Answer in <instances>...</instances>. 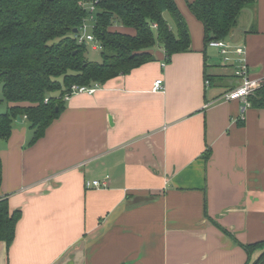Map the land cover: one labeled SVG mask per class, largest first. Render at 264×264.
<instances>
[{
    "label": "crops",
    "instance_id": "1",
    "mask_svg": "<svg viewBox=\"0 0 264 264\" xmlns=\"http://www.w3.org/2000/svg\"><path fill=\"white\" fill-rule=\"evenodd\" d=\"M176 1L188 50L167 61L155 45L153 60L73 95L32 144L25 118L0 137V195L22 214L0 264H245L261 254L240 243L264 240V106L252 105L256 91L249 104L224 95L240 84V45L264 86V0L231 30L227 54Z\"/></svg>",
    "mask_w": 264,
    "mask_h": 264
},
{
    "label": "trees",
    "instance_id": "2",
    "mask_svg": "<svg viewBox=\"0 0 264 264\" xmlns=\"http://www.w3.org/2000/svg\"><path fill=\"white\" fill-rule=\"evenodd\" d=\"M96 1L93 33L102 45V62L89 60L88 44L76 38L88 16L83 0H0V82L8 105L0 113V137L9 138L13 123L21 115L29 122V144L34 143L64 110V95L72 85L104 83L153 60L157 40L165 47L167 61L173 53L190 48V28L176 0ZM186 2L203 23L208 44L213 39H227L242 14L254 8L257 0ZM166 11L173 17L177 33L165 18ZM115 26L133 29L134 33L112 29ZM207 78L211 82L217 77ZM250 99L252 105L263 107L264 86ZM21 215L20 210H11L7 196L0 195V244L13 242ZM240 244L248 252L261 249L264 258V240Z\"/></svg>",
    "mask_w": 264,
    "mask_h": 264
},
{
    "label": "built area",
    "instance_id": "3",
    "mask_svg": "<svg viewBox=\"0 0 264 264\" xmlns=\"http://www.w3.org/2000/svg\"><path fill=\"white\" fill-rule=\"evenodd\" d=\"M96 0H83V6L88 11V16L84 20L82 26L79 28V34L76 35V38L80 43L86 42L89 45L90 42H94L93 49H102L101 43L96 40V37L93 33V27L95 24V15L97 11ZM88 23L92 24V32L88 30ZM157 25L154 24V27ZM208 45L212 47H217L222 50L223 54H227V48L229 47L225 39H213L209 41ZM236 53L241 57L237 59V64L234 66V76L240 80V84L228 91L224 96L227 100H244L248 103V97H250L262 84L261 79L251 76L249 66L246 62L245 57H243L244 47L236 46ZM226 60H229V57H226ZM209 83V81H208ZM100 83H95L93 85H72L70 92L64 95V99L67 101L73 95L78 93H89L93 94L100 88ZM165 89L164 82L162 79H158L155 82L154 90L161 91ZM87 187H105L108 185L106 180L99 181H87Z\"/></svg>",
    "mask_w": 264,
    "mask_h": 264
},
{
    "label": "rangeland",
    "instance_id": "4",
    "mask_svg": "<svg viewBox=\"0 0 264 264\" xmlns=\"http://www.w3.org/2000/svg\"><path fill=\"white\" fill-rule=\"evenodd\" d=\"M164 14H165V17L167 18V20H170V22H173V17L171 16L170 12L166 11ZM173 26H174V23H173ZM88 30L90 32H92V24L91 23H88ZM227 40L230 41V38H228ZM93 45H94V42H90L89 45H87V52H86L87 58L91 61L102 62L103 58H102L101 49L100 48L93 49ZM156 45H158V46L161 45V47H162V43L159 42L158 40H157ZM211 51L216 52L217 50L215 48L211 47ZM224 58H225V56L224 55L221 56L219 53L217 58H216V61L222 62V61H224ZM0 100H2V101H0V113H2V112H5L7 110L8 105H7L6 100H4V93H3L1 82H0ZM27 124H29L28 121H27ZM29 128H30V126H29ZM30 137H31V134H30ZM1 140L2 139L0 138V142H1ZM261 256L262 255L260 254L256 258L251 259L249 264H255L256 262H257L256 264H264V258L262 259ZM260 258L262 260H260Z\"/></svg>",
    "mask_w": 264,
    "mask_h": 264
},
{
    "label": "water",
    "instance_id": "5",
    "mask_svg": "<svg viewBox=\"0 0 264 264\" xmlns=\"http://www.w3.org/2000/svg\"><path fill=\"white\" fill-rule=\"evenodd\" d=\"M74 32H75V33L78 32V28H75V29H74ZM17 121H18V122H22V121H23L21 115H18V117H17Z\"/></svg>",
    "mask_w": 264,
    "mask_h": 264
}]
</instances>
